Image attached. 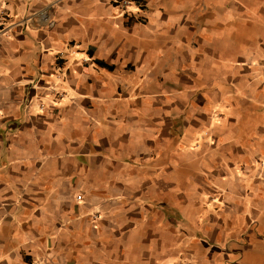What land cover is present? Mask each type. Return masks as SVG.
<instances>
[{"label":"crops","instance_id":"crops-1","mask_svg":"<svg viewBox=\"0 0 264 264\" xmlns=\"http://www.w3.org/2000/svg\"><path fill=\"white\" fill-rule=\"evenodd\" d=\"M138 2L0 0V264L264 242V0Z\"/></svg>","mask_w":264,"mask_h":264},{"label":"rangeland","instance_id":"rangeland-1","mask_svg":"<svg viewBox=\"0 0 264 264\" xmlns=\"http://www.w3.org/2000/svg\"><path fill=\"white\" fill-rule=\"evenodd\" d=\"M224 264H264V242L261 247L251 239L247 243L243 242L239 246V256H232Z\"/></svg>","mask_w":264,"mask_h":264},{"label":"built area","instance_id":"built-area-1","mask_svg":"<svg viewBox=\"0 0 264 264\" xmlns=\"http://www.w3.org/2000/svg\"><path fill=\"white\" fill-rule=\"evenodd\" d=\"M113 5L120 10L124 11L131 3L140 4L136 0H112ZM262 69L264 71V65H262ZM80 196H77V199H80Z\"/></svg>","mask_w":264,"mask_h":264},{"label":"trees","instance_id":"trees-1","mask_svg":"<svg viewBox=\"0 0 264 264\" xmlns=\"http://www.w3.org/2000/svg\"><path fill=\"white\" fill-rule=\"evenodd\" d=\"M136 1H138V0H136ZM97 63H98L99 65H101V66L107 67L109 70L112 69L111 66H109V65H105V64H104L103 62H101V61H97Z\"/></svg>","mask_w":264,"mask_h":264}]
</instances>
